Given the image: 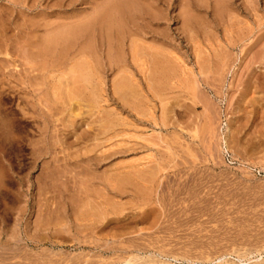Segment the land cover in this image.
Returning <instances> with one entry per match:
<instances>
[{
    "label": "rangeland",
    "instance_id": "rangeland-1",
    "mask_svg": "<svg viewBox=\"0 0 264 264\" xmlns=\"http://www.w3.org/2000/svg\"><path fill=\"white\" fill-rule=\"evenodd\" d=\"M103 1L0 0V264H264V0H141L139 35L64 52L92 62V88L73 61H24L44 43L57 58L50 35Z\"/></svg>",
    "mask_w": 264,
    "mask_h": 264
},
{
    "label": "bare ground",
    "instance_id": "bare-ground-1",
    "mask_svg": "<svg viewBox=\"0 0 264 264\" xmlns=\"http://www.w3.org/2000/svg\"><path fill=\"white\" fill-rule=\"evenodd\" d=\"M70 3L74 2L75 0H69ZM141 0H104L102 4L100 5H95L97 6L93 12L91 14H89V16H87L85 19H83L82 22H80L79 24L77 25H73L72 27H68L66 30L64 31H60L58 32L59 34H53V35H50L49 39L48 40H51L52 42H54L53 44H59L60 46V43L62 44L60 46V52H59V56L57 58H55L53 56V54L51 55L50 54V51H51V48L45 44L47 43H44V46H42V48L40 50H38L36 53L32 52V51H26L24 52V56H23V59H25L24 61L27 62V64L31 65L33 63H36V60L38 59H41L44 61V66H46V72H48L47 70H50V74H51V71H60L62 72L63 74V71L64 69L70 64V63H73L74 62V65L73 67L72 66H69L70 69H69V72L72 68H75L77 70H79L78 73L77 71L75 73H77L76 75V83H80L82 85L85 84V86L82 87L84 89H86V85L90 86V83H91V74L95 71L92 66H91V63L85 58H81L83 61L82 63L78 62V64H76L75 60L73 61L72 58L71 60H68L66 59L65 60V56L63 54H65L64 52L66 51H70L71 49H73L74 47H76L78 45V40H81L82 36H86L87 39H84L85 41L86 40H92L93 39V34H97L96 38L94 37V40H97V38L100 40V43L103 42V41H106L107 42V45L108 46H111L110 42L111 41H116V42H120V40L122 39H127L128 38L130 39V37L132 38L135 37V35H139V32H141L139 30V32H137V30L139 29V25L137 24V21L140 20L142 21V15L143 13L142 12V7H140V2ZM102 2V1H101ZM158 3H161V4H165L166 5V2L167 0H157ZM99 4V3H97ZM144 16L145 18H149L150 22H157V21H162L164 19V16L161 15V14H150V13H144ZM171 18V17H170ZM81 19V18H80ZM137 20V21H136ZM80 21V20H79ZM52 25V24H51ZM50 26V25H49ZM65 25H61V27H59L60 29L61 28H64ZM51 28V27H50ZM58 29V28H57ZM55 31V30H54ZM50 32V31H49ZM53 33V32H51ZM57 33V32H56ZM27 34V33H25ZM31 34H34V33H31ZM48 34V33H47ZM46 34V35H47ZM27 36V35H26ZM25 36V37H26ZM34 38V37H33ZM32 38V39H33ZM133 40V39H132ZM138 40V39H137ZM93 41V40H92ZM48 42V41H47ZM90 41H87V43L85 44V47L81 48L79 51H78V55H81L84 56L86 55L87 56V50L90 49V45L92 42ZM135 42V41H134ZM51 43V42H50ZM83 43V42H81ZM133 43V42H132ZM84 44V43H83ZM99 45V44H98ZM30 46V44L27 46V48ZM24 48V47H23ZM30 48V47H29ZM32 48V47H31ZM30 48V49H31ZM77 48V47H76ZM148 49V48H147ZM89 51V50H88ZM91 51V50H90ZM75 52V51H74ZM206 54V53H205ZM75 55V54H74ZM76 55V56H78ZM130 55H131V61L134 62V63H137V66L136 68L139 69L141 72H146L148 70H152L153 71H161L162 69V64L160 66L159 64V61H158V58H156V53L155 52H146V51H143L141 46L138 45L137 43H133L132 44V47H131V51H130ZM89 56V55H88ZM69 58V57H68ZM146 58L148 59V61L146 60ZM176 58V56H175ZM215 58V57H214ZM78 60V59H77ZM177 60V59H176ZM73 61V62H72ZM79 61V60H78ZM112 61H114V59H112ZM112 61L110 62V64L112 63ZM206 61V60H205ZM25 62V63H26ZM42 62V61H41ZM8 63V62H7ZM108 63V62H107ZM94 64V63H93ZM111 66V69H114V67H116L115 69H121L123 68V65L120 67L119 64L120 63H116V61L110 65ZM151 64V66H150ZM208 64V63H207ZM17 67V66H16ZM107 67V66H106ZM74 68V69H75ZM110 68V67H108ZM217 68V67H216ZM75 69V70H76ZM89 69V70H87ZM206 69V68H205ZM204 69V70H205ZM34 67L30 66V71L34 72ZM88 71V73H85L84 71ZM94 70V71H93ZM218 70V69H217ZM29 71V70H28ZM72 71V70H71ZM86 71V72H87ZM93 71V72H92ZM220 71V70H219ZM36 72V71H35ZM68 72V71H67ZM66 72V73H67ZM149 72V71H148ZM31 73V72H30ZM72 73V72H71ZM98 73V72H97ZM65 74V73H64ZM25 75V74H24ZM58 75V74H57ZM61 75V73H60ZM67 75V74H66ZM74 75V74H72ZM79 75V76H78ZM94 75H95V72H94ZM93 75V76H94ZM127 75V74H126ZM42 76V75H41ZM44 76V74H43ZM64 76V75H63ZM75 76V75H74ZM128 76V75H127ZM25 79V83L27 84L25 88V92L27 95H29V97L31 96L32 98H35L36 96H38V90L37 89H34L33 86H32V78L29 76V75H26V76H22ZM57 77V76H56ZM61 77V76H59ZM72 77V76H71ZM94 77H97L96 75ZM131 77V75H130ZM149 77V76H147ZM93 78V77H92ZM142 78H144L142 76ZM58 79V77L56 78ZM64 79V78H63ZM96 80V78H95ZM100 80V79H99ZM129 80V79H127ZM145 80V78H144ZM23 81V80H22ZM75 81V79L73 80ZM131 81V79L129 80ZM145 81H149L148 78L147 80ZM38 82V81H37ZM95 82V81H94ZM135 82V81H134ZM151 82V81H149ZM49 83V82H48ZM47 83V84H48ZM75 83V82H74ZM75 83V84H76ZM196 83V82H195ZM43 84V83H42ZM70 84V83H69ZM97 84H100V83H97ZM138 84V83H136ZM148 84V83H147ZM50 85V84H49ZM132 85V83H131ZM78 86V85H77ZM76 86V87H77ZM97 86V85H96ZM133 86V85H132ZM139 86V85H138ZM148 87L150 86L149 84L147 85ZM44 87V86H43ZM52 87V85H51ZM54 87V86H53ZM75 87V86H73ZM72 87V88H73ZM73 89V93L75 94V96H78L79 94H81V92L83 93V91L79 90V89ZM81 87V88H82ZM86 87V88H85ZM92 88V86H90ZM89 87V89H91ZM98 87V86H97ZM129 87L130 86V83L127 84L126 82H123V81H119V82H116V84H113V89L116 91V92H121L125 89L129 90ZM47 88V87H46ZM94 88V87H93ZM131 88H134V87H131ZM130 88V89H131ZM137 88V87H136ZM152 88V86L150 87ZM149 88V89H150ZM57 89V88H55ZM54 89V90H55ZM88 89V90H89ZM95 89V88H94ZM23 90V89H22ZM75 90V91H74ZM101 90V88H100ZM151 90V89H150ZM44 91V90H43ZM81 91V92H80ZM92 91V89H91ZM89 90V92H91ZM131 91V90H130ZM133 91V90H132ZM138 91V90H137ZM37 92V93H36ZM72 92V91H71ZM135 92V90H134ZM21 93V92H20ZM47 93V92H46ZM59 93V92H57ZM92 93V92H91ZM89 93V95L91 94ZM94 93V91H93ZM98 92H95V94H97ZM39 94H41L39 92ZM49 94V93H48ZM72 94V95H74ZM77 94V95H76ZM135 94V93H133ZM59 95V94H58ZM83 95V94H82ZM88 95V97H89ZM80 96V95H79ZM99 96V95H98ZM59 97V96H58ZM87 97V98H88ZM41 98V97H40ZM75 98V97H74ZM84 98V97H83ZM44 99V98H43ZM70 99V98H69ZM95 97L94 98H91L89 99L90 101H88V103H92V100L94 101ZM97 99V98H96ZM147 100V99H146ZM86 101V100H85ZM30 102V101H29ZM31 103V102H30ZM29 103V104H30ZM46 103V102H45ZM78 103V102H77ZM87 103V104H88ZM28 104V105H29ZM76 104L75 102L73 103V105ZM94 104V103H93ZM92 104V105H93ZM96 104V103H95ZM33 105V102L30 104V106ZM77 105V104H76ZM91 104H89V107L90 110L94 107H91L90 106ZM75 106V105H74ZM87 109V108H86ZM1 110V109H0ZM50 110V109H49ZM76 110L79 111L80 110V104L77 105L76 107ZM3 112V110H2ZM0 111V124L2 123V118L6 117V113H2ZM41 112V111H40ZM48 112V111H47ZM50 112V111H49ZM48 112V113H49ZM71 113L73 112L72 110L70 111ZM76 114V113H75ZM73 115V114H72ZM42 118H44V122L46 119L47 116H45L44 114L41 115ZM77 116V115H74V117ZM2 117V118H1ZM28 118V117H27ZM56 118V117H55ZM154 119V118H153ZM147 120V119H146ZM47 121V120H46ZM48 122V121H47ZM3 126V125H2ZM0 126V133H2V135H5L7 134L6 132H4L3 127ZM100 130L97 131V133L94 134V138L93 140H97V137L98 136H103L106 140L105 141H110L112 138H114V135L111 136L114 132V124H112L111 122H105L104 124H102L100 126ZM98 129V128H97ZM206 132V131H205ZM9 133V132H8ZM11 133V132H10ZM9 133V134H10ZM13 133V132H12ZM193 133V132H191ZM12 135V134H11ZM13 138V137H12ZM137 138V137H136ZM141 138V137H139ZM147 138V137H146ZM165 138V137H164ZM144 140V139H143ZM152 140V139H151ZM145 142H146V139H145ZM144 142V143H145ZM153 142V141H152ZM151 142V143H152ZM147 143H148V140H147ZM150 143V142H149ZM147 145V144H146ZM144 146V145H143ZM148 146H150V144H148ZM154 146V145H153ZM149 167V166H148ZM147 167V168H148ZM143 169V168H142ZM149 169V168H148ZM154 169V167H153ZM146 171V170H145ZM149 171V170H148ZM138 172H140L138 170ZM142 172V170H141ZM147 172V171H146ZM145 174V173H144ZM153 177V176H152ZM155 177V176H154ZM148 178V177H147ZM149 179V178H148ZM160 180V179H159ZM175 260V259H174ZM158 264V263H157ZM164 264V263H162Z\"/></svg>",
    "mask_w": 264,
    "mask_h": 264
}]
</instances>
